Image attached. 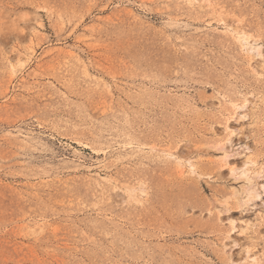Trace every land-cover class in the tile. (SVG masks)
Returning <instances> with one entry per match:
<instances>
[{"label": "rangeland", "instance_id": "374dc122", "mask_svg": "<svg viewBox=\"0 0 264 264\" xmlns=\"http://www.w3.org/2000/svg\"><path fill=\"white\" fill-rule=\"evenodd\" d=\"M0 264H264V0H0Z\"/></svg>", "mask_w": 264, "mask_h": 264}, {"label": "bare ground", "instance_id": "6f19581e", "mask_svg": "<svg viewBox=\"0 0 264 264\" xmlns=\"http://www.w3.org/2000/svg\"><path fill=\"white\" fill-rule=\"evenodd\" d=\"M253 45V43L251 44V42L249 41V38L248 37H245V38H243V40H242V47H243V49L242 50H244V52H246V53H249V54H251V55H257V53H258V51L255 49V47H253L252 46ZM175 156V155H174ZM178 160H180L181 161V157L182 156H180L179 157V155H178V157L177 156H175ZM258 175L260 176H262V174L261 173H258Z\"/></svg>", "mask_w": 264, "mask_h": 264}]
</instances>
